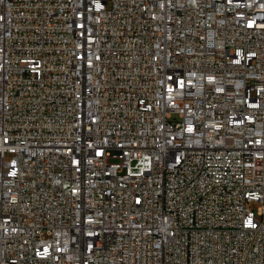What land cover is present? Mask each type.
I'll return each instance as SVG.
<instances>
[{
    "label": "built area",
    "instance_id": "built-area-1",
    "mask_svg": "<svg viewBox=\"0 0 264 264\" xmlns=\"http://www.w3.org/2000/svg\"><path fill=\"white\" fill-rule=\"evenodd\" d=\"M0 264H264V0H0Z\"/></svg>",
    "mask_w": 264,
    "mask_h": 264
},
{
    "label": "rangeland",
    "instance_id": "rangeland-1",
    "mask_svg": "<svg viewBox=\"0 0 264 264\" xmlns=\"http://www.w3.org/2000/svg\"><path fill=\"white\" fill-rule=\"evenodd\" d=\"M9 158V157H8ZM254 207H257V205H254Z\"/></svg>",
    "mask_w": 264,
    "mask_h": 264
}]
</instances>
